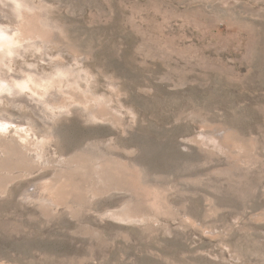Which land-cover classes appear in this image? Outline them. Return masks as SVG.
Here are the masks:
<instances>
[{"label": "rangeland", "instance_id": "374dc122", "mask_svg": "<svg viewBox=\"0 0 264 264\" xmlns=\"http://www.w3.org/2000/svg\"><path fill=\"white\" fill-rule=\"evenodd\" d=\"M0 10V264H264V0Z\"/></svg>", "mask_w": 264, "mask_h": 264}, {"label": "bare ground", "instance_id": "6f19581e", "mask_svg": "<svg viewBox=\"0 0 264 264\" xmlns=\"http://www.w3.org/2000/svg\"><path fill=\"white\" fill-rule=\"evenodd\" d=\"M0 18H4V19H8V20H12V17L6 13H4L3 11L0 10ZM11 33L8 30H5L3 28V24H0V38L1 39H8L9 37H11ZM4 88V87H3Z\"/></svg>", "mask_w": 264, "mask_h": 264}]
</instances>
